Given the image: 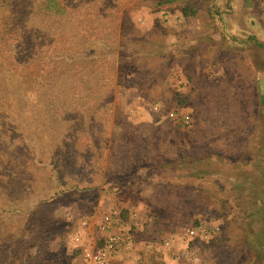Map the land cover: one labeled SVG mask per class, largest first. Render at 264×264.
<instances>
[{
	"label": "rangeland",
	"instance_id": "374dc122",
	"mask_svg": "<svg viewBox=\"0 0 264 264\" xmlns=\"http://www.w3.org/2000/svg\"><path fill=\"white\" fill-rule=\"evenodd\" d=\"M124 230L114 264H264V0H0V264Z\"/></svg>",
	"mask_w": 264,
	"mask_h": 264
},
{
	"label": "built area",
	"instance_id": "2783aa9c",
	"mask_svg": "<svg viewBox=\"0 0 264 264\" xmlns=\"http://www.w3.org/2000/svg\"><path fill=\"white\" fill-rule=\"evenodd\" d=\"M170 116L174 119H178L185 124L190 123L189 115L180 116L176 112H170ZM86 224V222H84ZM203 231L200 227L197 231ZM191 234H194V230H190ZM135 246L134 235L130 230H124L110 234L105 238L104 243L93 251H87L83 253L86 261L91 264H114L115 258L122 250H131Z\"/></svg>",
	"mask_w": 264,
	"mask_h": 264
},
{
	"label": "trees",
	"instance_id": "16d2710c",
	"mask_svg": "<svg viewBox=\"0 0 264 264\" xmlns=\"http://www.w3.org/2000/svg\"><path fill=\"white\" fill-rule=\"evenodd\" d=\"M188 7L184 9V14L188 15V11H187ZM190 10L192 11V9L190 8Z\"/></svg>",
	"mask_w": 264,
	"mask_h": 264
}]
</instances>
